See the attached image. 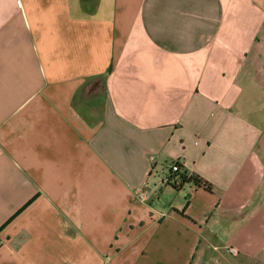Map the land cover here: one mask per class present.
Wrapping results in <instances>:
<instances>
[{"label":"crops","instance_id":"obj_1","mask_svg":"<svg viewBox=\"0 0 264 264\" xmlns=\"http://www.w3.org/2000/svg\"><path fill=\"white\" fill-rule=\"evenodd\" d=\"M0 264H264V0H0Z\"/></svg>","mask_w":264,"mask_h":264},{"label":"built area","instance_id":"obj_2","mask_svg":"<svg viewBox=\"0 0 264 264\" xmlns=\"http://www.w3.org/2000/svg\"><path fill=\"white\" fill-rule=\"evenodd\" d=\"M181 165L182 164L178 160H173L164 168L162 167L160 170H154V168H152L149 174H147V177L142 187L139 188V190L137 191L136 198L140 202L147 204L151 196L159 188L172 185L177 186L180 182L178 172L184 171ZM191 176L192 175L187 174L186 172V178L189 181L184 185H186L189 189L202 186V183H200L199 186H196L193 180L191 179ZM150 177H152L153 180H150ZM230 251L232 253H236V249L233 247L230 248Z\"/></svg>","mask_w":264,"mask_h":264},{"label":"trees","instance_id":"obj_3","mask_svg":"<svg viewBox=\"0 0 264 264\" xmlns=\"http://www.w3.org/2000/svg\"><path fill=\"white\" fill-rule=\"evenodd\" d=\"M181 167H182V165H181ZM178 175H179V181H180L179 184L177 186H174V185L171 186L175 189L181 188L185 183H187L189 181L186 178V171L185 170L183 172H178ZM191 177H192L191 179L193 180V182L195 183L196 186H199L200 183H202L203 187H209V185H210L207 181L202 180L201 178H199L197 176L193 175Z\"/></svg>","mask_w":264,"mask_h":264}]
</instances>
